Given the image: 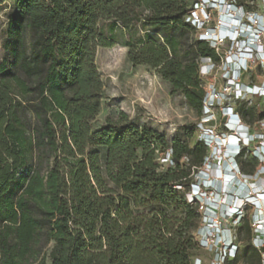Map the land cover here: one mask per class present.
Listing matches in <instances>:
<instances>
[{
  "label": "trees",
  "instance_id": "1",
  "mask_svg": "<svg viewBox=\"0 0 264 264\" xmlns=\"http://www.w3.org/2000/svg\"><path fill=\"white\" fill-rule=\"evenodd\" d=\"M190 9L187 0H0V264H194L202 213L189 193L209 157L203 140L190 144L199 126L169 140L127 119L92 124L104 87L96 49L116 44L203 113L201 60L219 56L186 21ZM240 259L261 264V250L249 244L227 264Z\"/></svg>",
  "mask_w": 264,
  "mask_h": 264
},
{
  "label": "rangeland",
  "instance_id": "2",
  "mask_svg": "<svg viewBox=\"0 0 264 264\" xmlns=\"http://www.w3.org/2000/svg\"><path fill=\"white\" fill-rule=\"evenodd\" d=\"M190 5L201 0H187ZM249 4L253 10L263 13V7L259 0H241ZM4 6L2 15L9 11ZM220 12L216 9L210 11L211 19L207 27L215 29L218 32ZM6 26V18L3 17L0 23V60L3 57L4 51L2 44L5 39L3 29ZM205 31V29H203ZM231 44L222 43L217 54L219 59L213 63L214 65L202 75L205 90L211 94H215V98L219 101L214 102V105L209 106L205 113L199 114L187 102L182 92H175L171 84L164 80L154 68L146 64H134L129 56V49L121 44H116L112 47L98 46L96 49V65L103 80V97L102 105L98 116L92 122L93 128L97 129L105 124L108 120L127 119L130 122L141 126H149L154 130L165 134L169 140L176 135H181L186 138V130L192 126H199V129L189 139L190 144L194 145L200 139L203 133H207L212 129L216 137H224V133L231 132L227 129L228 122L225 108L232 107L234 112L240 115L241 123L246 125L249 132L252 134H264V100L260 96H245L240 90H244L241 85H256L264 80V56L263 60L259 61L255 58L250 65L248 71L242 72L236 80H230L233 74L232 63L227 55H233ZM209 64V63H208ZM236 78V77H235ZM240 84V86H239ZM246 113L244 116L242 113ZM261 145V140L256 139L251 144V149H258ZM222 146L221 151L216 154V162L219 164L218 158L220 153L224 151ZM209 155L213 153L212 148H208ZM163 154L160 156L162 170H166L168 163L163 162ZM225 157V155H224ZM245 162V173L254 174L264 162L253 158L252 151L245 154L243 158ZM203 170L208 174L206 180L216 178L214 167L204 166ZM238 173V172H237ZM240 176V175H239ZM264 175H261L263 177ZM202 178L194 174L193 183H200ZM257 178H250L248 185H252ZM113 187L112 184H108ZM193 192V191H191ZM113 193V192H110ZM191 196H194L191 193ZM202 217L198 222V228L194 231L193 237L197 244V249L194 250L192 261L195 264L196 260H200V264H224L223 260L217 259L219 253H226L225 242L223 240L216 242V237L210 238L211 246L201 245V236L198 230L206 226L207 220L204 217L206 209L199 208ZM255 208L249 206L244 214L249 221L251 227V235L248 236L246 228L242 221L239 223L233 219L234 217H223L217 213L214 219L215 225L228 229L230 236L238 245V253L243 254L249 244H253V214ZM230 259H226L225 264ZM237 264H246L245 260L240 259Z\"/></svg>",
  "mask_w": 264,
  "mask_h": 264
},
{
  "label": "built area",
  "instance_id": "3",
  "mask_svg": "<svg viewBox=\"0 0 264 264\" xmlns=\"http://www.w3.org/2000/svg\"><path fill=\"white\" fill-rule=\"evenodd\" d=\"M263 7V13L253 10L249 4L240 3L239 0H201L191 5L186 21L196 28V37L205 40L218 50L219 46L227 42L231 44L233 55H227V62L232 63L233 74L230 80H236L242 72L248 71L253 59L262 61L264 56V0H259ZM216 9L220 12L218 32L207 27L211 19L210 11ZM205 29V31H203ZM209 63V64H208ZM215 61L206 57L201 60V75L208 73ZM236 77V78H235ZM240 86V84H239ZM244 90L240 92L245 96H260L264 100V80L256 85H241ZM219 101L215 94L206 90L203 113ZM228 116L227 129L231 132L224 133V137H216L212 129L203 133L200 140H203L209 148H212V155L207 158L204 166L214 167L216 178L206 180L208 176L202 169L200 183H193L189 193L190 201H197L202 209H206L204 217L207 225L202 227L201 245L211 246L210 238L216 237V242H225L226 253H219L217 259H233L238 253V245L230 236L228 229L224 230L215 225L214 219L217 213L223 217L232 216L235 221L241 222L245 217V210L252 206L255 208L253 214V245L261 250V264H264V165H261L254 174L242 171L238 157L246 149V153L252 151L255 159L264 162V134H252L246 125L241 123L240 115L234 112V108L228 107L224 110ZM256 139L261 140L258 149H251V144ZM216 162V154L221 151ZM172 151L165 155L163 162L172 161ZM245 153V154H246ZM225 155V157H224ZM245 156V155H244ZM238 172V173H237ZM240 175V176H239ZM250 178H257L248 185ZM193 191V192H191ZM191 193L194 196H191ZM195 264H200L197 259ZM218 264V262L213 263Z\"/></svg>",
  "mask_w": 264,
  "mask_h": 264
}]
</instances>
